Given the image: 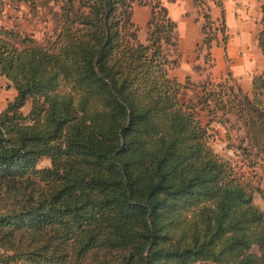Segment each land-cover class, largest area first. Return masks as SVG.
Wrapping results in <instances>:
<instances>
[{"label":"trees","instance_id":"1","mask_svg":"<svg viewBox=\"0 0 264 264\" xmlns=\"http://www.w3.org/2000/svg\"><path fill=\"white\" fill-rule=\"evenodd\" d=\"M9 1L47 9L53 26L39 42L0 24V75L15 89L0 110V264H264L262 188L209 131L233 111L264 152V68L250 92L228 74L193 101L170 74L178 30L162 0ZM134 2L150 8L144 40ZM202 17L209 54L227 27L223 9L220 26Z\"/></svg>","mask_w":264,"mask_h":264},{"label":"crops","instance_id":"2","mask_svg":"<svg viewBox=\"0 0 264 264\" xmlns=\"http://www.w3.org/2000/svg\"><path fill=\"white\" fill-rule=\"evenodd\" d=\"M221 1V7L215 4L214 7H212V13L216 11L214 16L216 17L217 15L221 18V11L223 9L227 27V39L223 41L222 34L217 33V38L212 41L209 48V54L212 55L211 62L213 64L211 67V76L216 80H221L225 77L224 75L227 76L230 74L236 79L244 91L250 92L252 89L253 75L261 73L264 68V54L258 44V32L261 28L262 0ZM162 2L166 6L168 14L177 22V30L178 24H182L180 28L182 30V35H180L177 44V49L179 51L178 65L181 64L189 68L188 74H192L193 79L201 78L202 75H199L198 72V74L196 73L192 63H194L193 61L199 60V50H206L205 57L208 50L205 47L198 49V43L202 41L203 32L201 29L202 20L197 15L194 1L162 0ZM139 6L138 9H135L134 6L132 18L134 20L136 17L138 22L134 21L139 25V38L144 40L150 8L148 5L139 4ZM23 7L24 9L25 7L28 8L24 2H20L19 9H17L9 0H6L4 12L11 11L10 13L13 14L11 19H14L15 16L20 18L26 15V11ZM5 16H8V14H4V17ZM47 25L46 29L48 33H50L52 31V26L49 21ZM141 25L143 26L140 27ZM140 30H142L143 33H140ZM190 64L192 65L190 66ZM261 173L264 174V171ZM260 185L263 189L264 176L262 177ZM260 208L264 211V207L260 206Z\"/></svg>","mask_w":264,"mask_h":264},{"label":"rangeland","instance_id":"3","mask_svg":"<svg viewBox=\"0 0 264 264\" xmlns=\"http://www.w3.org/2000/svg\"><path fill=\"white\" fill-rule=\"evenodd\" d=\"M215 3L213 0H199V7H196L198 17L203 20L202 13L204 11L211 12L212 18H214L215 26H220V18L215 13H212V7H214ZM24 6V5H23ZM135 9H138L140 6L137 2H134ZM24 9V7H23ZM26 15L23 17L15 16L14 19H11L13 14L7 11H3L0 13V24H5L7 27H12L14 30L18 32V34H25L27 36H32L35 40L39 42H44L48 39L49 34L46 27L48 26V21L53 26L51 17L47 9L41 8L39 11V15H33L29 12V9L25 7ZM4 14H8V16L4 17ZM17 17V18H16ZM136 22L137 19H134ZM202 23V22H201ZM141 25L140 27H142ZM182 24H178V39L180 35H182V30L180 29ZM140 33H143L140 30ZM219 34H221L220 30H218ZM185 39V38H184ZM206 50H199L198 61H193V69L198 72L199 75H202L201 78L193 79L192 74H188L189 68H186L181 64L170 70V74L177 77L181 81L185 82L186 88L183 89V98L192 99L196 101L197 95H200V83L206 80L210 81H219L214 79L211 76L213 66L211 62V54H207L205 57ZM179 61V57L177 56ZM190 64V66L192 65ZM197 73V74H198ZM206 75V76H205ZM225 79L228 75H224ZM223 77V76H222ZM231 83L235 82L236 79H230ZM15 89L13 86L9 85V81L5 76L0 75V110H2L7 102L14 96ZM30 106V101H27L26 104L22 107L23 112H27ZM200 105H197V108ZM199 115L201 120L206 123L209 121V116L207 114L206 109L199 110ZM210 143L213 148L220 153L223 157L229 159L232 164L235 166V169L238 173H242L243 177L246 180H249L252 184L260 185L262 181V177L264 176V152L261 151L260 145H253L250 143V139L246 137V125L243 119L238 118L237 114L233 111L227 112L222 116V113L217 111V114H212V119L210 121ZM243 146H247L248 151H243ZM259 151L256 154V151ZM249 152L250 154H247ZM50 159L48 157H43L39 160L38 165L44 166L49 165ZM254 202L260 207H264V188L261 192H254Z\"/></svg>","mask_w":264,"mask_h":264}]
</instances>
